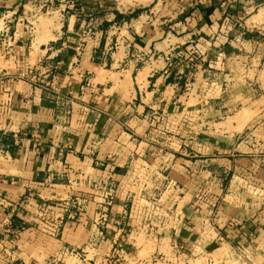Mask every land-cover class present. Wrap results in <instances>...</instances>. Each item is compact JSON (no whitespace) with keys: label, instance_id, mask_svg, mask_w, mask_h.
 I'll return each mask as SVG.
<instances>
[{"label":"crops","instance_id":"0c3cea01","mask_svg":"<svg viewBox=\"0 0 264 264\" xmlns=\"http://www.w3.org/2000/svg\"><path fill=\"white\" fill-rule=\"evenodd\" d=\"M108 4L0 0V264H264V121L227 124L264 98V0Z\"/></svg>","mask_w":264,"mask_h":264},{"label":"rangeland","instance_id":"374dc122","mask_svg":"<svg viewBox=\"0 0 264 264\" xmlns=\"http://www.w3.org/2000/svg\"><path fill=\"white\" fill-rule=\"evenodd\" d=\"M109 3L108 6L110 8H121L123 10L125 9H134L137 7H143L146 6L147 9H150L153 4V0H107ZM152 5V6H151ZM140 11V10H139ZM59 23L58 18L56 15H47L45 14L43 17L40 18V24L42 27H50V26H56ZM255 72L252 71L250 73V77H255ZM264 75V74H263ZM264 80V76L262 77ZM233 85V84H232ZM234 89L238 91V93L241 91V85L236 87L233 86ZM239 107L237 109V112L235 113V116L231 119L227 120V124L229 127H234V131L237 132H243L244 127L246 125L255 124L256 122L264 121V113H260L262 109H264V98L262 95L255 96V97H248L246 99H239L238 101ZM196 103L195 100L191 98L189 105H194ZM257 134H263L264 130H259ZM208 151V150H207ZM204 153H207L206 151H203ZM154 197V196H153ZM159 200V198H151L149 203V216L148 218H153L156 221H159L160 219H163L165 217H168V212L166 210H163L162 207H160L158 204H156ZM149 202V201H148ZM158 230V228H155V230ZM156 232V231H155ZM140 250H141V260L145 264H211L208 259L201 258L197 256H192L189 254V252L185 249H180L178 244L170 243L169 241H140L138 243ZM180 253H179V252ZM177 252V253H176ZM186 253V254H185ZM180 255H184L185 263H183L184 258L181 259V262L179 261ZM62 263L64 264H81L79 259H76L74 256H68L65 258L60 259ZM262 262H256V264H261ZM218 264V263H216ZM227 264H243L234 259L233 261L228 262Z\"/></svg>","mask_w":264,"mask_h":264},{"label":"built area","instance_id":"2783aa9c","mask_svg":"<svg viewBox=\"0 0 264 264\" xmlns=\"http://www.w3.org/2000/svg\"><path fill=\"white\" fill-rule=\"evenodd\" d=\"M104 199H105V202L102 203V204H100V205L103 206V207H101V213H103V216L106 217V216H107V213H108L107 208H108L109 206H111L112 201H113V193H111V192L107 193V195L104 197ZM105 208H106V209H105ZM3 223L6 225L7 232H8L9 234H13V232H12V230H11V226H12V224H13V223H12V217L7 216V217L4 219ZM70 253H71L72 255H75V257H79V258H80L81 254H82L83 252H82V251L72 250V251H70ZM15 264H19V263H15Z\"/></svg>","mask_w":264,"mask_h":264}]
</instances>
